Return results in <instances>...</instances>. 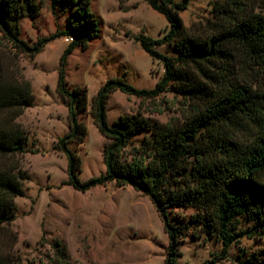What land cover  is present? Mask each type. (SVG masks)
Instances as JSON below:
<instances>
[{
	"label": "rangeland",
	"instance_id": "rangeland-1",
	"mask_svg": "<svg viewBox=\"0 0 264 264\" xmlns=\"http://www.w3.org/2000/svg\"><path fill=\"white\" fill-rule=\"evenodd\" d=\"M226 1L189 0L188 8L181 13L185 37L212 36L217 29L215 23H221L215 7ZM36 4V13L19 20V38L31 48L50 40L41 53L21 51L0 30V84L28 82L35 97L34 103L20 113L0 112V129L20 126L28 136L23 154L0 157V170L19 168L27 175L24 195L15 199L14 221L0 229V262L166 264L169 240L164 220L147 196L116 182L86 193L67 185L68 161L58 150V142L69 132V112L57 92V83L61 57L73 41L61 36L69 29L72 7L69 2H61L54 8L51 0H36ZM90 10L99 20L98 33L69 56L66 69L69 89H81L87 95L86 109L79 115L87 135L82 143L70 145L81 159V181L104 175L107 169L105 150L110 140L99 132L94 120L93 104L99 90L118 78L136 89L153 90L163 78L165 67L142 49L137 38L160 40L169 31V22L151 8L148 0H90ZM250 14L264 16V0H243L240 15ZM157 49L166 56H177L172 46ZM227 51L229 58L222 61L219 74H226L229 82L246 83L264 94V62H258L238 45L228 46ZM218 80L202 82L215 90L222 88ZM210 104L212 99L208 97L192 98L173 88L154 98L116 91L109 96L108 121L115 126L120 119L135 116L159 126L184 129ZM256 115L240 116L203 130L198 155H189L179 163L175 187L200 189L201 180L190 175L193 170L236 160L235 148L240 150L252 143L264 127V108ZM157 135L158 131L143 132L130 139L121 160L148 164L156 152ZM230 142L233 146L227 149L225 144ZM257 181L264 186V173L257 176ZM215 208V201H211L204 209H168L170 221L184 227L182 256L177 264H261L264 235L258 220L250 214L236 216L231 229L240 238L223 255Z\"/></svg>",
	"mask_w": 264,
	"mask_h": 264
},
{
	"label": "trees",
	"instance_id": "trees-1",
	"mask_svg": "<svg viewBox=\"0 0 264 264\" xmlns=\"http://www.w3.org/2000/svg\"><path fill=\"white\" fill-rule=\"evenodd\" d=\"M51 2L54 8L61 2H69L72 7L69 29L61 36L70 37L73 41L61 57L57 83V92L66 101L69 112V132L58 142V150L65 154L68 161L67 185L86 193L95 187H105L116 182L120 187L129 185L147 196L164 220V231L169 240L166 264H177V259L182 256L180 242L184 234L183 226H175L170 221L169 208L204 209L209 202L215 201L216 231L223 245V255H227L230 247L240 238L231 229L232 221L238 215L250 214L257 219L258 228L264 235V186L257 181V176L264 173V127L252 143L240 150L235 148L236 160L228 161L220 167L216 165L206 168L201 165L193 170L190 175L201 180L202 188L182 190L181 187L176 188L173 182L177 179L175 175L182 159L198 155L199 138L203 130L232 122L240 116L257 117L256 112L264 108V94L260 95L246 83L229 82L226 74H219L223 69L222 61L229 58L227 50L230 45L241 46L258 62H264V16H241L243 0H227L215 7L216 18L221 23H215L217 29L212 36L206 39L185 37L181 13L188 8L189 0L181 3L174 0H148L151 8L169 22V31L160 40L148 36H141L137 40L153 60L164 64L165 74L153 90L136 89L119 78L108 81L99 90L93 104L94 120L99 132L110 140L105 150L107 169L104 175L81 181V159L71 150L70 145L82 143L87 135L85 125L79 121L80 113L87 106V95L81 89H69L66 69L69 56L96 37L99 20L90 10V0ZM36 11V0H0V30L18 49L31 55L41 53L44 45L50 41L42 40L31 48L19 38L20 18L33 15ZM161 46H172L177 56L164 55L157 49ZM219 78L221 80H218V84L222 88L215 90L209 89L202 82V79ZM171 88L192 98L208 97L212 99V104L184 129H174L170 125L159 126L135 116L124 117L115 126L109 124L107 105L112 93L121 91L140 98H154ZM34 101L28 82L17 86L0 84V112L20 113ZM156 131V152L148 164L121 160L122 151L130 139L143 132ZM27 143L28 136L20 126L11 130L0 129V157L23 154ZM225 145L227 149L233 146L231 142ZM26 179L27 175L19 168L0 170V229L14 221L15 199L24 195L23 182ZM261 264H264V259Z\"/></svg>",
	"mask_w": 264,
	"mask_h": 264
}]
</instances>
